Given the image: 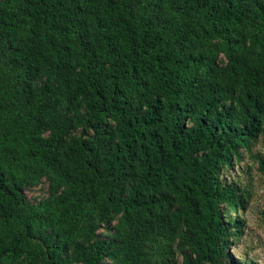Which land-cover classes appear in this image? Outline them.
<instances>
[{"label":"trees","instance_id":"trees-1","mask_svg":"<svg viewBox=\"0 0 264 264\" xmlns=\"http://www.w3.org/2000/svg\"><path fill=\"white\" fill-rule=\"evenodd\" d=\"M260 137L264 0H0V264H243Z\"/></svg>","mask_w":264,"mask_h":264},{"label":"rangeland","instance_id":"rangeland-1","mask_svg":"<svg viewBox=\"0 0 264 264\" xmlns=\"http://www.w3.org/2000/svg\"><path fill=\"white\" fill-rule=\"evenodd\" d=\"M264 156V139L260 137L251 151L244 152L227 173L241 185L248 186L250 197L239 213L242 233L233 239L229 252L236 261L246 264H264V173L259 169L258 157ZM47 183L27 190L28 197L37 201L48 194Z\"/></svg>","mask_w":264,"mask_h":264}]
</instances>
